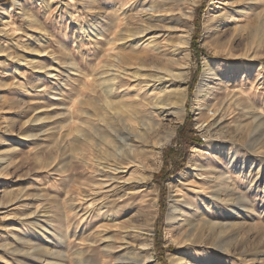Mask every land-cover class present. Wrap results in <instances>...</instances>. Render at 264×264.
I'll use <instances>...</instances> for the list:
<instances>
[{
	"label": "rangeland",
	"instance_id": "obj_1",
	"mask_svg": "<svg viewBox=\"0 0 264 264\" xmlns=\"http://www.w3.org/2000/svg\"><path fill=\"white\" fill-rule=\"evenodd\" d=\"M70 1L71 3L69 0H6L0 5V10L4 7L12 9L18 26L17 34L20 32L21 36L19 41L22 43L18 44L19 49H13L14 59L4 62L2 56L7 55L5 48H10L6 44H11V40L0 34V44L5 43V48L0 47V61L4 65L0 66V154L10 148L9 144L18 143L20 126L29 122L25 131V134L28 131V137L22 138L24 144L19 145L16 154L11 155V158L14 157L11 161H17L18 168L12 166L6 176L0 175V252L3 243L11 240V230L17 229L20 233V227V230H28L29 235L33 236L31 239H36V243L45 245L50 251L47 255H40L38 259L32 260L31 264H76V249L81 251L82 264H103L105 258H109L111 262L127 253V244L122 239L124 227H109L107 235L102 233L104 237L110 236L105 237L109 239L106 241L108 244L101 243L99 238H95V230H100L99 227L105 222L91 218L80 224L75 210L80 207L84 209L89 204L76 200L73 203L76 206L74 209L75 207H67L64 199L67 192L76 199H80L82 194L90 193L89 167L100 155L96 147L100 142L99 133L106 131L104 120L116 122L113 119L115 111L107 106L106 95L99 87L102 62L109 65L106 69L111 70L106 74L109 78L116 75L115 72L119 69L115 65L127 68L131 73L138 69L148 74L168 68L183 69L186 60L184 52L179 50L174 57L171 55V45H178L179 38L187 34L191 39L187 59L189 62L186 61L190 65V77L185 82L188 86V98L184 119L177 124L171 143L162 150L161 168L154 172L147 184L149 189L157 188L159 193L153 234L146 233L135 239L129 236L126 240L136 245L137 250L142 248L143 243H149L151 254L158 264H162L155 251V228L160 216L161 189L154 179L164 166L165 149L176 147L174 141L177 131L184 124L187 114H190L195 135L203 141L197 147L205 152L198 166L206 168L194 171L195 174H205V179L200 177L197 180L206 182L205 186H209L211 180H219L221 174L227 172V177H230L228 184L235 187L242 197V204H239L241 206L236 211L240 214L233 213V207H228L225 210L228 215L222 218L227 224H240L241 229L235 240L229 238L221 244L216 243L217 248H211V258L214 259L212 264H264V0H171L167 5H163L161 0H154L157 10L150 12L139 8L129 13V25L119 29L120 35L111 46L106 44L104 38L102 44L98 45L92 30L98 24L111 26L110 19H113L108 1ZM202 6L204 8L197 41L202 53L198 60L191 44L196 29V12ZM147 15H154L156 18H149ZM206 18L209 22L205 26ZM143 27L150 29L144 31V36L140 34L136 37L141 36L145 40L157 37L156 45H159V50L155 51L146 45L136 49L121 45L120 38L127 35V30L132 33L140 32ZM164 31H171L170 36L162 35ZM106 34L108 35L105 32ZM38 53L42 57L34 58ZM19 55L26 59L34 58L39 65L31 69L23 62V67L15 74V57ZM117 55L119 62L115 59ZM207 63L211 64V68L205 79L207 91L203 104L207 109L204 113L211 118L217 110L222 113L220 127L211 131V147L207 146L208 141L199 130V116L194 108V94ZM39 66H47L46 70L50 73ZM198 69L200 74L190 95L189 84ZM230 74L233 76L232 81L227 79ZM182 84L183 81H180V85ZM132 109L140 108L134 104L130 106V110ZM170 122H175L172 116L166 118L165 124ZM12 128H15L14 134H11ZM117 128L120 126L117 125ZM214 144L226 145L231 150L218 155L213 148ZM192 147L186 167L165 184L163 247L167 250V264H172L169 259L171 254H184L183 247L178 244L182 234L177 225L168 224L167 214L170 208V182L188 168ZM243 165L247 169L246 176L237 173ZM67 168L68 174H65ZM248 170L256 182L253 194L248 191ZM21 190L23 192L20 193ZM182 190L183 194L188 191L186 188ZM124 192L125 190L118 191L115 195L120 196ZM24 206H29L32 212L38 209V213L21 223V208ZM116 208L117 217L124 222V226H129V218L138 208L136 201L121 202ZM209 214L210 217L221 219L220 213L214 214V211L207 213L203 219ZM67 219H70L72 230H79L83 243L77 246L72 242L70 250L60 244ZM134 223L135 226H141L138 220ZM13 225L18 228L12 229ZM171 236L176 243L171 242ZM92 242L96 243L92 245ZM209 243L215 244L213 240ZM106 247L112 248L111 251L117 254L107 257ZM192 250L189 249L191 252ZM194 254L201 257L204 252L198 250ZM194 261L192 259L188 264H195Z\"/></svg>",
	"mask_w": 264,
	"mask_h": 264
},
{
	"label": "bare ground",
	"instance_id": "obj_2",
	"mask_svg": "<svg viewBox=\"0 0 264 264\" xmlns=\"http://www.w3.org/2000/svg\"><path fill=\"white\" fill-rule=\"evenodd\" d=\"M107 1L109 3V12L112 11L110 15L113 21L109 18L111 28L108 25V27H105L102 24H98L96 27L92 28L93 36L98 41V45L102 44L103 38L106 44L110 46L116 42L120 35L119 29L129 25L130 12L137 11L139 8L150 12L158 9L157 5H155L156 1L154 0ZM170 1L171 0H161L163 5L169 4ZM69 2L71 3L70 0ZM106 12H108V10ZM147 16L149 18H156L154 15ZM208 20L209 19L206 18L205 26L209 22ZM107 22H109V20H107ZM17 28L18 26L14 21L12 9L6 7L2 8L0 10V34L6 35L11 40V44H6L7 48L10 49L5 48V43L0 44V47H4L7 51V55L2 56L4 57V62H11L15 56L13 49H19L18 44H22L19 41L21 36L20 32L17 34ZM149 29L148 27L145 29L143 27L142 31L134 33H132L131 30H127V32H125L127 35L120 38L121 45L132 47V49L146 45L147 47L154 48L155 51L159 50V45H156L158 40L157 37L153 36L147 40L141 36L138 38L136 37L140 34L144 36L145 30ZM84 32L86 34V31ZM105 32L108 33V35H105ZM170 34L171 31H164L162 33L165 37H169ZM179 39L180 43H178V45H171L173 48L171 55L176 57L179 50L184 52L186 60L183 69L168 68L162 72L156 71L148 74L139 69L131 73L129 69L115 65V67L117 66L119 69L115 72L116 75L109 78L106 77V74L111 72V70H106L109 65L105 61L101 64L102 71L99 76V87H101L100 89H102L106 95L107 99L105 103L115 111L113 119L116 122L104 120V125L106 127L104 129L106 131H100L99 133L100 142L96 147L100 155L93 160V163L90 164L89 167L91 177L90 193L82 194L80 199H76L67 192L64 203L67 207H75L74 209H76V206H74L73 203H75L76 200H79L80 203L89 204L88 207L84 209L81 207L76 209L75 215L77 219H79L80 224L84 221L88 222L91 218L97 220L101 219V222H105L104 225L99 227L100 230H95V238H99L101 243H107L106 241H109V239H105L106 236H102L103 232L107 235L109 227H118L122 229L124 227L122 239H124V242L127 244V253L117 257L111 262L109 258H105L103 264H112V262L113 264H158L153 254H151V245L149 243H143V245H141L142 248L137 250L136 245H133L131 241L126 239L129 236L135 239L146 233L153 234L155 212L158 210L159 206V193L157 188L149 189L147 184L149 180L153 178L154 172L161 168L162 150L171 143L176 133L177 124L184 119L186 111L185 103L188 98V86L185 82L190 77V65L187 59H189L188 52L191 39L187 34ZM114 49H117V47ZM0 53H2V50H0ZM100 53L102 54V51ZM44 54H46V52ZM39 55L40 53L34 58H41L42 56L40 57ZM118 56L119 55L115 57L116 62L120 61ZM15 58L17 65L14 72L15 74H18L20 67H23V62L26 64H24L25 66L31 69H35L39 65L34 58L26 59L25 57L22 58L21 55ZM174 61H176V59ZM0 66H4L1 61ZM39 67L42 70H46L47 68V66ZM210 68L211 64H205L203 78L194 94V108L199 116L197 118L199 119L198 127L200 132H203L205 135L208 141L207 146L209 147H211L212 144H210L209 140L211 131L220 127L222 116V113L218 110L213 112L212 118L204 113L207 109V106L203 104V98L206 96L207 91L205 79L209 75ZM245 72L244 70V73ZM46 73H50L49 70H46ZM232 78L233 76L230 74L227 79L231 80ZM180 81H183L182 85H180ZM126 83L127 85H124ZM134 104L140 109L130 110V106ZM168 116H172L175 122H170L168 125L165 124V120ZM212 122L214 123L212 124ZM28 123L29 122L26 121V123L24 122L20 126L19 133H17L18 143L9 144L10 148L5 153L0 154V175H3V177L9 173L12 166L13 168H18L17 161H11L12 158H14H11V155L19 149V145H22V143L24 144L22 138L24 136L28 137L26 135L28 131L25 134ZM117 125H119L120 128H117ZM14 133L15 128H12L11 134ZM213 148L216 149L218 155L225 153L227 150H231V148L226 147V145L214 144ZM204 154L205 152L203 149L193 146L188 168L170 182V208L167 214V221L170 226H178L182 234V238L178 241V244L183 247L184 253L183 255L171 254L169 259L172 264H188L192 259L195 260V264H212L214 259L211 258V248H217L216 243L221 244V242L226 241V239L236 238L241 229L240 224H227L228 222L226 223V221L222 219L228 215L225 214V210L228 207H233V209H230L235 213L237 207L241 206L239 204L242 200V197L236 192L235 187L228 184L230 180V177H227L228 173L224 172L221 174L219 180L210 179L211 185L209 186H205L206 182H199L197 180L200 177L204 178L203 176L205 175L200 172L194 173V171H203L206 168V166L205 168H199L198 166ZM227 158L229 160V157ZM86 164L88 166L89 162ZM245 167V165L240 166L238 169L239 172L237 173L246 176L245 170L247 169ZM210 168L212 169V167ZM65 174H68V168ZM248 176L247 178L250 182L248 191L253 194L255 191L254 183L256 184L255 178L253 179L251 176V171H249ZM205 177L207 178V176ZM184 188L188 190L186 194L182 192ZM122 190H125L122 195H115L116 192ZM21 192H23V190H21L20 193ZM130 200L136 201V206L138 208L129 218V226H124V222L117 217L118 210H116V207H118L121 202L124 203ZM108 203L112 205L108 206ZM243 206L244 205H242V207ZM27 207L24 206L21 208L23 211L21 215L23 217L20 218L21 223H24L31 215L38 213V209L32 212V209L29 206ZM211 211H214V214L219 212L221 219L218 220L215 217H210V214L206 219H203V217ZM236 214L238 215L240 213L236 212ZM69 220L70 219H67L68 223L65 224L62 231V241L60 244L70 250L72 248V242H75L77 246L83 243L79 230H72ZM136 220L140 221L141 226H135L136 224L134 222ZM11 227L15 229L17 226L13 225ZM19 231L20 233H18L17 229L16 231L11 230V240L9 239L3 243L2 252H0V264H31L30 262H32V260L38 259L40 255H47L50 252L45 248V245L44 247L43 244L36 243V239H31L32 235H29L30 233H28V230H20L19 227ZM106 238H110V236ZM211 240H213L215 244H210L209 242ZM96 242L90 244L94 245ZM171 242L176 243V240L172 239V236ZM236 244L238 245V243ZM189 249H193V253L189 251ZM105 250L107 257L111 254L113 256L117 254L112 252V248H107ZM198 250H203L204 252L201 257L194 254V252H198ZM74 254L76 255L74 257L76 264H82L83 260L80 257L81 251L76 249L74 250ZM113 258L114 257H112V259Z\"/></svg>",
	"mask_w": 264,
	"mask_h": 264
},
{
	"label": "trees",
	"instance_id": "obj_3",
	"mask_svg": "<svg viewBox=\"0 0 264 264\" xmlns=\"http://www.w3.org/2000/svg\"><path fill=\"white\" fill-rule=\"evenodd\" d=\"M6 0H0V5L5 3ZM203 6L196 12V29L192 38L191 48L194 50L195 56L198 60L202 53L199 49L198 39L200 30V17L203 11ZM200 70H196L189 84V93L193 92L196 85ZM176 147H168L164 151V166L160 173L156 174L154 182L161 189L160 199V216L157 220L155 232V251L157 252L158 259L162 264H167L165 259L166 248L163 247V217L166 211V182L173 176L178 175L187 165L188 155L192 146H200L203 141L200 137L195 135L194 123L190 114H187L185 122L177 131L175 138Z\"/></svg>",
	"mask_w": 264,
	"mask_h": 264
}]
</instances>
